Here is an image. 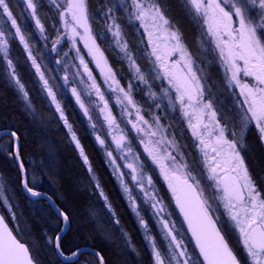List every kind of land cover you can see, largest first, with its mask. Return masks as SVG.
<instances>
[{"label":"snow or ice","instance_id":"6c2138e0","mask_svg":"<svg viewBox=\"0 0 264 264\" xmlns=\"http://www.w3.org/2000/svg\"><path fill=\"white\" fill-rule=\"evenodd\" d=\"M21 2L25 6V14L34 22L47 46L50 38L37 14V0ZM186 3L199 17L205 35L223 65L228 85L235 94L239 122L234 121L231 126L216 107V101L199 74V67L183 45L181 34L172 27L159 0H121L120 3L127 19L136 22L138 28L143 30L146 40L142 42L149 47L152 63L147 73L136 63L127 43L122 41L123 33L116 12L112 7L104 5L102 8L104 18L108 21L107 31L115 38L119 51L126 57L133 76V79L121 83V78L101 52L97 35L92 32L87 0H62V3L53 0L60 17V28L56 30L54 39H51L50 52L56 54L54 63L60 66L57 71L63 72L60 79L64 85L69 86L70 94L75 97L85 116L91 120L77 87L72 86L70 72L73 79L87 85V95L93 98L105 125L110 129L114 150L121 154L120 159L126 161L123 166L129 170L128 179L120 170L121 165L117 163L118 158L113 151H108L107 156L117 170L122 191L127 195L140 226L147 233L148 222L140 216L139 205L132 195L133 186L142 194L144 202L151 207L161 225L167 241L166 248H161L150 234L146 236L153 264H264V183H258L253 177L242 155V136L250 124L254 125L261 142H264V0H186ZM0 19L10 26L6 29L0 25V56L7 64L9 79L31 109L29 92L10 58L11 33V38L18 39L26 49L27 57L38 74L42 91L54 105L71 141L88 165V171L92 172L88 157L65 115L56 91L42 71L37 55L26 42L10 0H0ZM65 42L68 45L67 51L61 49ZM81 42L99 69L111 102L121 110L127 130L120 127L111 111L110 100L106 98L85 56L81 54ZM70 56L71 62L67 59ZM156 81L160 83L157 85ZM137 89H140L139 93ZM168 110L186 119L202 156L205 178L238 230L247 253L246 258H240L229 247L216 227L215 214L204 197L200 181L185 170L187 166L177 159L178 154H174V143L165 138L170 128L164 123ZM92 127L95 129L96 125L92 124ZM96 140L101 146L106 143L100 135L96 136ZM134 140L167 182L199 250L202 258L199 262L192 259L188 246L175 230L174 222L163 215L164 205L154 190L153 177L145 174L143 161L137 163L140 153L133 148ZM0 153L16 162L24 190L31 197L43 198L51 205L54 233L47 239L55 252L63 257L65 264H76L81 256L84 257L83 264H106L102 252L91 248L94 237L84 230L88 223L81 225L71 209L61 206L52 196L35 187L47 176V172L43 161L27 158L23 134L16 129L0 130ZM26 164L30 167H26ZM94 187L99 191L104 207L111 213L112 222L120 225L100 184L96 183ZM0 201L7 205L9 213L15 217L3 183H0ZM85 216L97 232H104L103 225L97 220L96 209H86ZM69 232L73 234L75 242L66 252L63 237ZM0 264H39L29 247L13 235L3 215H0Z\"/></svg>","mask_w":264,"mask_h":264},{"label":"trees","instance_id":"16d2710c","mask_svg":"<svg viewBox=\"0 0 264 264\" xmlns=\"http://www.w3.org/2000/svg\"><path fill=\"white\" fill-rule=\"evenodd\" d=\"M159 2L171 22L172 27L181 34L183 45L187 47L200 67L208 75L207 78L210 83V88H212L210 91L212 96L220 106H224V109H229V112L225 109L222 115L226 118L230 126L234 121L238 123L237 110L234 108L232 96H228L227 93L225 95L223 94L227 89L225 87L226 81L223 67L220 66L215 50L209 43L207 35L204 33L199 17L195 15L191 7L186 3V0H159ZM87 3L92 26L103 41H110L108 37L109 33H107L108 21L104 18L102 8V6L107 5L117 11V19L121 24L124 39L132 50L141 56L140 52L143 50L141 48L142 37L138 35L137 28L132 23L126 24L124 16H121V13H119V7L116 4L117 1L87 0ZM37 14L40 17L41 23L48 30L51 28V25H56L55 14L48 9L45 2L39 1ZM107 54L113 69L118 74L121 76L129 75L126 64L120 59L117 53L107 49ZM1 74L0 67V113L2 114V117L0 116V130L16 129L23 134V139L27 145V158H38L43 161L47 172V176L40 180V185H35V187L39 191H44L52 196L61 206L71 209L81 225L88 223L87 229L84 230L94 234V227L88 222L85 216V210L88 208L96 209L94 204H92L96 199L89 194L88 190H79L78 188V182L83 180L80 183L83 182V184L87 185V189H89V179L85 168L78 161L77 155L70 144V139L64 130L65 127L58 122L52 110L42 111L45 119L44 122L47 124L46 121H48L47 127L51 128L49 137L43 139L35 127H32V124L29 123L26 113L21 111L19 100L15 93L7 86L6 82L3 81ZM218 84L221 87L218 86L217 88ZM64 111L73 130L80 139V143L88 159L91 161L95 175L99 178L121 224V227H116L111 221H107V231L113 232L114 244L107 247L102 243L94 242L91 243V247L102 252L105 256L106 264H152L151 254L144 236L138 230L120 187L107 167L103 153L96 143L85 118L70 98L64 100ZM237 131L239 132V129ZM246 131H244L242 136V143L244 145V150L242 151L243 156L253 177L258 183H264V146L254 129L249 133H246ZM64 149L68 150L65 154L62 153ZM26 167L30 166L26 164ZM0 171L4 178L6 188L13 199L12 205L18 227L1 202L0 210L17 237L30 248V243L21 233L20 219L24 218L29 223H33L34 232L40 240L39 246L41 251L37 252L39 264H65L59 258L54 248L46 242L43 234V231H48L52 235L54 233V212L51 205L44 199L32 200L26 195L21 184V175L16 162L4 153H0ZM71 175L73 176L74 182L69 180V176ZM74 183H76V196H74ZM79 185L81 186V184ZM170 206H173L172 202H170ZM96 211L98 213V209ZM21 213L22 218L20 217ZM224 226L223 232L230 246L234 249L241 248L237 243V239L234 240V237H236L234 233H232L227 225ZM122 227L130 234L132 245H134L137 252L128 249L123 235L119 233V229L123 230ZM73 241L75 242V238L71 232L63 238L66 252L72 247ZM83 259L84 257L81 256L76 264H83Z\"/></svg>","mask_w":264,"mask_h":264},{"label":"rangeland","instance_id":"374dc122","mask_svg":"<svg viewBox=\"0 0 264 264\" xmlns=\"http://www.w3.org/2000/svg\"><path fill=\"white\" fill-rule=\"evenodd\" d=\"M39 1H43V3L45 2V5L48 7V9H50V11H52L55 14V17H56V25H51V28L49 30L45 27V29L47 30V35L50 38L47 46L44 45V43L41 39L40 33L35 28L34 22L31 20V18L29 16H27L25 14V6L21 2V0H10V5L13 9L14 15L17 18L18 24L21 26V30L25 36L26 42L33 49L34 54L37 55L38 62L41 64V69H42V71L45 72L46 78L49 79L50 84L53 86L54 90L56 91L57 98L60 101L62 107L64 108V100L66 98H70L71 100L74 101V103L77 106V108L79 109L80 113L85 118V120H86V122H87V124H88V126L92 132V135L95 138L96 143L98 144V146L100 147V149L103 153L106 165L108 166L111 174L113 175L114 179L116 180L117 184L119 185L120 190L122 192V195L125 199V202L128 205L129 209L131 210L136 222L139 224L138 218L130 206L127 195L122 191V187H121V183H120V177L117 173V170L114 168V165L109 161V158L107 156V152L113 151V154L117 156V158H118L117 163H119L121 165L120 170H122L125 173V179H128L127 173L129 170L123 166L126 163V161L120 159L121 154L114 150V145L112 144V141H111L110 135H109L110 129H108L107 126L105 125V123L103 121L102 114L99 112V109L93 103V98L89 97L87 95V85L79 83V81L77 79L72 78L71 72L69 73V79L71 80L72 86L77 87V91L80 93L81 99L83 100L85 106L88 108V115L91 117V120H89L88 117L85 116L83 110L79 107L78 103L76 102L75 97H73L70 94V92L68 90L69 86L64 85L62 80L60 79V77L63 75V72L57 71V69H59L60 66L56 65L54 63L55 59H57L56 54L50 52L51 39H54L55 34H56V30L60 28L59 13L57 11V8L53 4V0H37L38 6H39ZM115 1H117L116 4L119 7V13H121V16H124L126 24L132 23L137 28L138 35L140 37H142L141 42L145 41L146 38L143 34V30L138 28V24L136 22L129 21L127 19V15L124 13L123 8L120 7L121 0H115ZM59 2L62 3V0H59ZM37 12H38V8H37ZM115 12H116V15H118L117 11H115ZM89 17H90V14H89ZM90 24H91L93 34L97 35V37H98L97 43L99 44L100 50L103 53L104 57L107 59L108 64L112 67V65L108 59L107 49H110V51L113 50L114 53H117V55L120 57V59L122 61H124V63L126 64L127 69H128V73H129V75H126V76L125 75L121 76L112 67V69L117 73L118 77L121 78V83H125V81L133 79L132 73L129 70L128 61H127L126 57L119 51V47L117 46L115 38H113L111 36V34L107 31V33H109L108 37H109L110 41H108V42L103 41L102 38L100 36H98L97 32L93 28L91 17H90ZM0 25H3V27L6 29L10 27L9 25L5 24L2 19H0ZM29 28H30V30H29ZM9 35H10V48H9L10 58L12 59L14 65L16 66L17 74L19 75L21 82L25 85V89L29 92L32 108L29 109L28 104L25 102V100L23 98V95L19 92L16 85L9 79L8 74H7V64L4 61L3 57L0 56V67H1V71H2V74H1L2 79H3V81L6 82L7 86L13 91V93H15L17 99L19 100V102L21 104L20 105L21 111L26 113V117L28 118L29 123L32 124V127L34 126L35 129L37 130V132H39V134L43 137V139H45L46 137H49V133L51 131V128L47 127L48 121H46L47 124L44 122L45 121L44 115H43L44 110H48V111L52 110L53 114H55L58 122H60L63 126H64V124L59 119L58 114L55 112L54 105H52L50 103L49 99L46 97L45 93L42 91L41 83L38 82V74L35 73V69L31 65V63L27 57V52H26V49L24 48L23 44H21L18 39L11 38V33H9ZM122 41L127 43V41L124 39L123 36H122ZM127 45H128V49H129L130 53L134 56V58L136 59V63L140 66V68L143 71H145L146 73L149 72L152 68V63H151V56H150V51H149L148 45L145 42H142L141 48L143 50L142 51L139 50V51H141L140 52L141 56H139L136 52H134L128 43H127ZM107 47H109V48H107ZM80 48H81V54L85 56V60H86V62H88L89 68H91L92 73L95 76L97 83L100 84L101 89L105 92L106 98H108L110 100V108H111L113 115L116 117L117 122L119 123L121 128H124L125 130H127L126 120L123 117L121 110L119 109L118 106H116L114 104V102H111V96L108 93V91H107V89L103 83V78L99 72V69L95 66L94 62L92 61L91 56L87 55V49L83 47L82 42H81ZM185 48L187 49V47H185ZM37 49H39V51H37ZM61 49L63 51L68 50V45L66 42H65V44L61 45ZM41 54H42V59H41ZM72 55H74V53ZM191 56H192V59L195 61L196 65L200 69L199 74L203 77V83L205 84L208 91H211L212 88H210V83H209V80L207 78L208 75L205 73L203 68L200 67V65L196 61L195 57L192 54H191ZM176 58L177 57H173V59H176ZM67 59L69 60V62H71L72 57L70 56ZM220 66L223 67V65L221 63H220ZM223 72H224V68H223ZM224 77H225V81H226L225 87H227V89L225 90V92H223V94L225 95V93H227L228 96L229 95L232 96L234 108H236V110H237V103H236L237 100H236L234 92L231 90V88L228 85V82H227L226 76H225V72H224ZM155 83L158 85L160 82L156 81ZM218 86L221 87L220 84L217 85V88H218ZM136 91H137V93H139L140 89H137ZM211 97L216 101V99L212 96V94H211ZM137 99H139V95L137 96ZM228 102H230V101H228ZM222 105H224V104H222ZM216 107L220 110L221 113L224 112L226 109V108L225 109L223 108L224 106H220L217 101H216ZM229 108H230V106H229ZM228 110L229 109H226V111H228ZM0 116L2 117L1 113H0ZM164 123L166 126H170L169 131L167 132L165 138L174 143V145L176 147V153H174V154H178L177 159L182 164L187 166V168L185 170L189 171L191 173V175L195 176L196 179L200 181V187L203 189L204 197L211 204V209L215 214L214 215L215 219L222 222V223L226 222L229 226H231L235 230H237L235 228L233 222L230 220L227 213L223 209L222 205L219 204V201L217 200V198L214 194L213 188L210 186V182L207 181L205 178V169L203 167L202 156H201L200 151L197 149L195 139L191 135V130L187 126L186 119L184 117H182L180 114L173 113V112H171V110H168L165 113ZM92 124L96 125L95 129L92 127ZM64 130L66 132V135L70 139V134L67 131L66 127ZM97 135H100L103 139H105L106 143L104 146H101L99 144V142L96 140ZM44 144L47 145L46 142H44ZM70 144L73 147V149L77 155L78 161L82 164L83 168H85V172H86L87 177L89 179V185H90L89 189H87L88 188L87 185L83 184V182L80 183V181H83V180H80L78 182V184H77L78 188H79V190H85V191L88 190L89 194L95 197L96 201L94 200V202L92 204H94V207L96 209H98L97 220L99 223H101L103 225V228H104V232H102V233L97 232L95 228L93 230L94 234L92 232H90L91 235L94 237L91 240V243L96 242V243H102L107 247L111 246L112 244L115 243V239H114L113 232L111 233V232L107 231V221H109V222L111 221V223H113L112 222V215L108 211V209L104 207L103 199L100 197L99 191L94 187V185L96 183H99L101 188L103 189L101 182H100L99 178L93 173V171L92 172L88 171V165H86L84 163L83 157L79 154V150L74 146L71 139H70ZM188 144H189V147H188ZM133 148L137 152L140 153V156H139L137 163H139L140 161H143L145 174L146 175H152V177H153L154 190L158 194L159 199L162 201V203L164 205L163 215H165V217L168 218L170 220V222H174L175 230L178 231L180 236L183 238L184 243L188 246V243H187L188 238H186V232H185L184 228L181 227L180 223H177L175 218H173V209H172V207H170V202L173 203L174 197L171 193V190L167 186V182L163 180V178L159 174L158 170H156V166L153 165L150 160H148L146 155L143 153V149L138 145V142H136L135 140L133 141ZM67 151L68 150L64 149L62 151V153L65 154ZM84 153H85V151H84ZM85 155H86V153H85ZM245 163H246V161H245ZM93 177H95V178H93ZM69 180L73 181L72 175L69 176ZM0 183L4 184L5 193L8 197L9 202H11V204H12L13 199H12V196L10 195L9 191L6 188V184H5L4 178L1 174V171H0ZM40 183H41V181H39L36 185H40ZM79 184H81V186ZM74 185H75V190H74L75 195L74 196H76L77 195L76 183H74ZM103 191H104V189H103ZM104 193H105V191H104ZM132 195L136 198V202L139 205L140 216H142L148 222L147 233H146L145 229L142 228L139 224V226L142 229L143 236H144V239H145L148 247L150 248V245L148 244L146 236L150 234L152 237L155 238V240L157 241V244L161 248H166L167 241L164 239L163 230L161 228L160 223L156 219V216H155L153 210L151 209V207L147 203L144 202V198H143L142 194L134 186H133V190H132ZM0 202L8 211L7 205L3 201H0ZM36 203H39V202H36ZM35 214L37 215V213H35ZM9 215L12 217V220L15 222V225L18 227V223L16 221V215H15V217H13L10 213H9ZM20 217L22 218V213L20 214ZM113 225H115L116 227L120 226V225H116L114 223H113ZM20 227H21L22 235L30 243V249L32 251L33 256L36 259L39 258L37 252L41 251V248L39 246L40 240L34 232L33 223H29V221L22 218V219H20ZM237 232H238V230H237ZM119 233L121 235H123L126 244L132 245V241L126 232L124 233V231L119 229ZM43 234L45 236L46 242L48 243L47 238L52 236V234H50L48 231H43ZM238 234H239V232H238ZM239 236H240V234H239ZM240 239H241V237H240ZM150 251H151V248H150ZM188 252L190 253V249H188ZM79 264H82V263H79Z\"/></svg>","mask_w":264,"mask_h":264},{"label":"flooded vegetation","instance_id":"af4514ba","mask_svg":"<svg viewBox=\"0 0 264 264\" xmlns=\"http://www.w3.org/2000/svg\"><path fill=\"white\" fill-rule=\"evenodd\" d=\"M251 128L254 129V130L256 131L255 127L251 124V125L248 127L246 133H249L250 131H252ZM256 132H257V131H256ZM257 134H258V133H257ZM258 136H259V135H258ZM259 139H260V138H259ZM261 143H262V145L264 146V142H261ZM242 155H243V153H242ZM88 160H89V159H88ZM89 163H90V165H91V168H92L93 173L95 174V171H94V169H93V167H92V164H91V161H90V160H89ZM107 167H108V166H107ZM170 207H172V209H173V218H175V220L177 221V223H180L181 227H183L184 230H185V232H186V238H188V240H187V243H188V249H190V253L192 254V259L195 260V261H197V262H199V260L202 259V258L200 257V255H199V250H198V248H196L193 239L190 237L189 232H188V229L185 227V224H184V222H183L182 217H180L177 208L174 206V202H173V206H170ZM129 210H130V209H129ZM130 212H131V210H130ZM131 214H132V212H131ZM116 216H117V215H116ZM132 217H133V219H134V221H135V223H136V226H137L138 230L141 232V235H143L142 229H141V227L139 226V224L136 222V220H135L133 214H132ZM214 219H215V217H214ZM224 225H227L228 228L232 231V233H234V236H236V237H234V240L237 239V242H238V244H239V246H240L241 248H236V249H234L233 247L230 246V244H229V242H228V239H227V237H225L224 232H223V228L225 227ZM216 226H218V228H219L221 234L225 237V240L228 242L229 247H231V248L233 249V251H235V252L238 254V256H239L240 258H242V259L246 258L247 253H246V251H245L244 248H243V245H242V243H241V239H240V236H239L237 230H235L233 227L229 226L227 223H225V222L222 223V222H220V221H218V220H216ZM120 227H121V224H120ZM122 229H123L122 231H124V233L126 232L127 235L130 237V234L126 231V229H124L123 227H122ZM232 235H233V234H232ZM130 239H131V238H130ZM127 247H128V249H129L130 251H134V250L136 251L134 245H130V244L128 245V244H127ZM147 247H148V245H147ZM148 249H149V252H150V254H151V251H150V248H149V247H148ZM136 252H137V251H136ZM151 263L153 264V261H152V255H151Z\"/></svg>","mask_w":264,"mask_h":264},{"label":"water","instance_id":"95a60500","mask_svg":"<svg viewBox=\"0 0 264 264\" xmlns=\"http://www.w3.org/2000/svg\"><path fill=\"white\" fill-rule=\"evenodd\" d=\"M2 130H5V129H2ZM23 190H24V188H23ZM24 192L26 193V195L30 198V199H32V200H38V199H43V198H35V197H31L25 190H24ZM41 192H44V191H41ZM46 193V192H45ZM49 195V194H48ZM54 200V199H53ZM174 206L177 208V210H178V212H179V209H178V207H177V205L175 204V200H174ZM0 215H3L2 214V212H1V210H0ZM179 215H180V217H182V219H183V216H182V214L179 212ZM4 216V215H3ZM5 222L8 224V227L12 230V232H13V235H15L16 237H17V235L15 234V232L13 231V229L11 228V226L9 225V223L7 222V220L5 219ZM183 222H184V224H185V227L187 228V222L183 219ZM217 228H218V226H216ZM188 229V228H187ZM219 229V228H218ZM189 232V231H188ZM189 235H190V237H191V234H190V232H189ZM66 236V235H65ZM64 236V237H65ZM63 237V238H64ZM192 238V237H191ZM17 239L18 240H20L18 237H17ZM193 239V238H192ZM21 241V240H20ZM194 241V240H193ZM21 243H23L22 241H21ZM24 244H26V243H24ZM195 244V243H194ZM26 246H28L27 244H26ZM29 247V246H28ZM91 248H93V247H91ZM197 248V247H196ZM30 249V248H29ZM93 249H95V250H98V249H96V248H93ZM30 252H31V250H30ZM31 254H32V252H31ZM33 255V254H32ZM59 258L62 260V261H64V259H63V257H61V256H59ZM80 260V258L77 260V261H79ZM76 261V262H77ZM65 262V261H64Z\"/></svg>","mask_w":264,"mask_h":264}]
</instances>
